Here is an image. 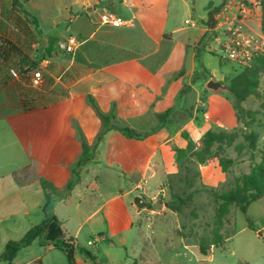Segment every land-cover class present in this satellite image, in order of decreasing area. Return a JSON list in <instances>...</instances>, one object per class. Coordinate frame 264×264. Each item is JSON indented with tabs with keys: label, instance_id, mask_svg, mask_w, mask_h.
Instances as JSON below:
<instances>
[{
	"label": "crops",
	"instance_id": "0c3cea01",
	"mask_svg": "<svg viewBox=\"0 0 264 264\" xmlns=\"http://www.w3.org/2000/svg\"><path fill=\"white\" fill-rule=\"evenodd\" d=\"M98 1L99 6L94 9ZM132 2L134 12L131 11L133 7L126 11L120 0H28L24 4L27 13L36 19L37 29L40 31L53 29L62 24L71 27L72 35L69 37L76 40L74 51L91 40L98 32V28L104 27L98 23V14L103 9L115 13L123 12L124 15L120 16L132 19V25L137 19L138 28L146 32V41L154 40L147 31L156 32L158 29L162 34L158 40H154L157 43L156 47L147 53L122 46H118L117 50L112 49L103 65H92L85 55L79 54L71 58L67 68L73 66L74 70L70 72L72 79L65 86L64 95L57 93V85L62 84L60 75L43 76V86L53 92L45 93V96L36 99L23 89L26 87L24 81L11 78L12 83L5 78L2 79L0 70V252L8 241L22 238L29 228L50 215H54L60 221V228L65 237H73L77 244L81 245L78 235L82 230V224L73 234L65 233L63 226L68 218L60 215V210L71 206L70 199L76 192L78 193L76 200L79 203L93 190L99 189L96 182L86 184L82 181L85 178L89 179L91 174L89 172L93 168L96 169V174L102 170L115 171L124 181L119 188L107 194L90 215L92 217L99 214L102 226L99 227L98 224L93 226L96 229V236L88 240L87 245L95 246L104 240L112 246L125 247L126 234L134 228L139 214V207L134 204V198L138 195L133 194V191L146 179L151 181L157 176L160 166L158 155L177 136H170L169 126L160 128L144 140L126 138L118 131L109 132L102 143L97 163L88 165L84 169L85 177H82L81 182L77 183L66 197L55 198L47 211L43 210L45 200L38 178L48 180L57 188H63L70 180V167L81 154L80 141L76 137L72 121L76 122L88 144L93 143L101 121L87 104V95L95 100L102 112H109L113 106L118 125L136 130L134 127L147 124L149 129L157 123L155 115L172 107L182 88L190 84L196 67L194 52L190 53L191 66L184 74L187 79L184 86H180L178 79L173 78L175 72L164 70L169 62L174 34L183 28L166 30L163 27V19L159 21V12L157 13L151 1L148 7L142 6L144 0ZM125 14L130 16L127 17ZM203 19L204 17H199L198 22ZM145 21L151 23L152 28H149ZM207 30L205 24L194 32L198 34V40ZM165 32L172 34L173 38L165 35ZM66 34L64 49L68 39L65 37ZM1 37L0 31V40ZM163 49L167 50L166 60L155 72H150L139 63V60L154 56ZM127 51L137 53L138 56H127L125 53ZM181 52L184 56L187 55L185 51ZM142 53L146 55L142 56ZM60 60L58 57H50V61ZM48 62L49 60L44 59L41 64L45 66ZM78 66L87 68L81 70ZM22 101L26 107L22 105ZM218 103L232 109L231 103L226 99H220ZM232 124H236V120L232 121ZM138 129L136 130L138 132L147 130ZM179 142L176 147H185L184 140ZM28 167L30 176L27 183L17 184L12 175ZM260 230H264V226L252 231L256 234ZM57 252L63 254L51 245L42 246L35 241L21 249L10 264H44L47 256L58 254ZM95 255L97 256V253ZM127 260L126 255L124 261ZM76 264L87 263L77 257Z\"/></svg>",
	"mask_w": 264,
	"mask_h": 264
},
{
	"label": "rangeland",
	"instance_id": "374dc122",
	"mask_svg": "<svg viewBox=\"0 0 264 264\" xmlns=\"http://www.w3.org/2000/svg\"><path fill=\"white\" fill-rule=\"evenodd\" d=\"M150 1L157 13L159 12V21L161 18L163 19V27L166 30L183 28L182 31L174 34V44L169 62L164 68L166 72L176 73L180 86H184L187 81L184 74L191 66L190 53L194 52V46L199 37L194 32L205 24L210 31V38L202 55V63L211 77L228 85V78H233L243 71L239 65L228 60L219 51V46L214 39L221 36L213 30V27L216 14L220 11L225 0H144L142 6L148 7L151 4ZM218 6L220 9L217 10ZM121 9L124 8L121 7ZM134 10L135 7L131 9L133 12ZM126 11L129 10L126 9ZM117 14L124 15L123 12H117ZM194 14L204 17V19L200 22L196 21L194 27L185 24L186 19L195 20ZM125 16L129 17L130 14H125ZM19 17L21 22L16 21L10 24L7 37L19 52H11L8 60L2 62L1 78L12 82L11 77L7 74L8 69L19 70V58L22 55L27 56L39 62L38 67L41 68L43 76L60 75L62 84L57 85V93L61 95L66 93L65 86L72 79L70 72L74 70V67L67 68L71 58L79 54L85 55L92 65H103L112 49L117 50L118 46H122L147 53L156 47L157 43L154 40H158L162 34L158 29L156 32L147 31L154 40L146 41V32L138 28V21L135 19L129 28L116 30L107 27L98 28V32L93 38L84 46H80L82 47H79L80 50L77 48L73 54V52H67L64 49V35L68 31L70 32L65 37L68 38L69 35H72L71 27L62 24L53 29L38 31L32 25L24 26L22 16ZM144 23L149 28L153 26L147 21ZM239 25L242 32L246 34L260 35L259 21L256 17H251L246 21L242 20ZM165 35L173 38L170 33L165 32ZM181 50L185 51L187 55L184 56ZM47 52H51V55ZM125 53L127 56L137 54L130 51ZM141 55L146 54L142 53ZM51 56L61 60L59 62L50 61ZM44 59L49 62L45 66H41V61ZM79 68L84 70L87 67L80 66ZM259 72L255 94L243 103L245 108L255 109L260 99L264 100V69H259ZM22 81L26 84L23 89H26L36 99L42 98L45 93L53 92L44 86L41 89L33 88L26 79H22ZM206 82V76L201 75L193 85V89L184 95V102L181 105L189 112L176 109L173 113L169 125L170 136H177L158 155L160 166L157 176L151 181L146 179L140 187L133 191V194L138 195L137 197H140L146 206L138 208L139 214L136 217L135 226L126 234L125 247L112 246L104 240L95 246L87 245V241L96 236V229L93 226L95 224H98L99 227L102 226L99 214L92 217L90 215L103 202L107 194L123 184V177L115 171L102 170L96 174V169L93 168L89 172V174L91 173L89 179L82 180V177H85L83 176L85 170L81 172L78 183L81 180L86 184L96 182L99 189L93 190L79 203L76 200L78 193L76 192L72 196L69 202L71 206L63 207L60 210V215L68 218L63 230L65 233L73 234L82 224L78 241L84 248L97 253L100 262L109 264L119 262L126 264H264V230L259 231L261 235L255 234L247 227L246 222L248 218L255 228L264 226V196L251 203L245 213L231 207L228 220L221 230L228 236L225 244L217 248L211 246L210 255L207 257L199 255L198 240L200 238L209 239L213 230L217 204L213 201L211 191L222 192L232 189L238 179L249 171L250 166L248 160L250 153L243 148L241 138H238L235 147L225 149L223 152V156L229 159L226 162L225 170L221 169L216 157L209 158L203 164H197L190 159H184L179 163L176 161L173 149L178 146L179 141L183 140L180 137L181 132H185L198 147L200 136L205 130L216 127L222 129L237 127L236 124H232V121H235L232 109H227L218 103L220 99H226L231 103L232 96L229 93L212 94L206 91L204 89ZM216 112L217 114H215ZM205 114L209 115L208 120L204 119ZM154 122L156 121L154 120ZM148 126L146 124L134 128L136 130H139L138 128L147 129ZM252 129L259 137L258 147H260L264 142V126L254 124ZM253 155L254 161L258 162V152ZM188 182L191 183L190 186H188ZM172 193L183 198L190 197L179 214L167 208ZM155 203H160L161 206L153 208ZM164 203L166 206L163 205ZM126 255L128 260L125 262ZM45 260L44 264H68L65 256L61 253H55L52 256L50 254Z\"/></svg>",
	"mask_w": 264,
	"mask_h": 264
},
{
	"label": "trees",
	"instance_id": "16d2710c",
	"mask_svg": "<svg viewBox=\"0 0 264 264\" xmlns=\"http://www.w3.org/2000/svg\"><path fill=\"white\" fill-rule=\"evenodd\" d=\"M26 2H28V0H0V31L2 35L0 40V70L2 68V62L8 60L11 52H19V50L7 38L10 24L16 21L21 22L19 17L21 15L24 26L32 25L38 30L36 19L31 17L24 9V4ZM99 4L98 1L93 8L96 9ZM218 9H220V6L217 7V10ZM256 18L259 21L260 35H264V13ZM209 32L210 31L207 30L194 46V62L196 64V70L191 76L190 84L185 85L182 88L172 107L155 115L157 123L146 131L138 132L130 127L118 125L116 123V115L113 106L109 112H102L97 106L95 100L90 95L86 96L87 104L92 108L101 121L100 128L93 143L88 144L76 122L72 121L76 137L80 141L81 154L71 165L70 180L63 188H57L48 180L38 178L39 186L43 192L45 200L43 205L44 211L50 209L55 198H64L70 193L73 187L78 183L81 172L88 165L97 163L102 143L109 132L118 131L126 138L144 140L160 128L169 126L172 121L171 117L176 109L183 112H189L181 105V103L184 102V95L191 90V86L197 82L201 75L206 76V80L211 77L209 71L202 63V55L205 52V47L210 38ZM48 54L51 55V53ZM166 57L167 50L163 49L154 56L139 60V63L146 67L150 72H155L158 67L165 62ZM18 62L20 67L19 71L22 74H26L31 69L37 68L39 64V62L23 55L19 58ZM242 69L243 71L241 73L233 78L227 79V86L230 89L229 94L232 96L231 106L237 127L231 129L216 127L205 130L200 136V145L198 147L195 146L194 142L185 132H181L180 137L186 142V145L183 148L175 147L173 149L175 159L178 163L184 159H190L197 164H203L209 158L216 157L222 170H225L227 166L226 162L229 160L223 156V152L225 149L235 147L238 138H241L243 148L250 153L248 159L250 162L249 171L238 179L232 189L222 192L211 191L213 201L217 206L215 208L213 230L210 238H200L197 243L199 255L201 257H207L210 255L211 246L217 248L222 247L225 244L228 236L223 234L221 230L223 229L225 222L228 220L227 217L231 207H235L245 213L251 203L264 196V142L258 147L259 137L252 129L254 124L264 126V100L260 99L259 104L255 109L243 107V103L255 94L257 77L260 73L259 69H264V56L255 57L250 66ZM176 77L177 75L175 74L173 78ZM22 105L26 107V104L23 101ZM238 126H240V129H238ZM255 152H258L259 154L258 162L254 161L253 153ZM29 176V167L12 175L14 181L20 185L27 183ZM190 185L191 183L188 182V186ZM189 200V196L183 198L176 193H172L167 208L172 212L179 214L181 213L184 204ZM246 222L249 229L256 231V228L250 219L247 218ZM35 241L42 246L51 245L54 249L62 252L66 257L68 264H76L77 257L81 258L87 264H106L100 262L98 257L91 251L77 244L73 237H65L60 228V221L54 215L48 216L39 224L29 228L22 238L8 241L0 252V263L6 262L10 264L21 249L30 246Z\"/></svg>",
	"mask_w": 264,
	"mask_h": 264
},
{
	"label": "built area",
	"instance_id": "2783aa9c",
	"mask_svg": "<svg viewBox=\"0 0 264 264\" xmlns=\"http://www.w3.org/2000/svg\"><path fill=\"white\" fill-rule=\"evenodd\" d=\"M120 3L126 9L134 7L132 0H120ZM262 13H264V0H225L216 15L213 30L221 35L214 38L219 51L241 68L250 66L255 57L264 56V35H249L242 32L239 22L258 17ZM184 22L192 27L196 24V21L191 19H186ZM98 23L104 27L121 28L131 26L132 19L103 9L98 14ZM75 44V38L68 37L65 50L73 52ZM41 66L44 64L42 63ZM8 74L14 80L26 79L33 88L43 87L44 77L40 67L31 69L26 74H22L18 69L9 68ZM204 119L208 120L209 115L205 114Z\"/></svg>",
	"mask_w": 264,
	"mask_h": 264
},
{
	"label": "water",
	"instance_id": "95a60500",
	"mask_svg": "<svg viewBox=\"0 0 264 264\" xmlns=\"http://www.w3.org/2000/svg\"><path fill=\"white\" fill-rule=\"evenodd\" d=\"M194 18L198 21L199 20V17L194 14ZM204 89L212 94H223V93H229L230 92V89L229 87L222 83V82H219V81H216L214 78H209L207 80V82L205 83L204 85ZM134 204L137 206V207H145L146 206V203L144 201H141L140 200V197H135L134 198ZM164 206H166V203L163 204ZM157 206H161L160 203H155L152 207H157ZM259 235H261L260 232H258Z\"/></svg>",
	"mask_w": 264,
	"mask_h": 264
}]
</instances>
